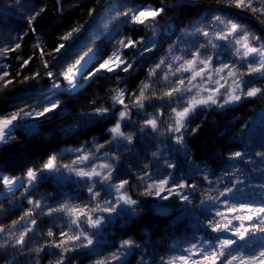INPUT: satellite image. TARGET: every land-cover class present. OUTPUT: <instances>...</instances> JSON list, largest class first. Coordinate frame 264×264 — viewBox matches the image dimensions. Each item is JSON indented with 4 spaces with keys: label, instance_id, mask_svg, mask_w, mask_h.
Segmentation results:
<instances>
[{
    "label": "snow or ice",
    "instance_id": "1",
    "mask_svg": "<svg viewBox=\"0 0 264 264\" xmlns=\"http://www.w3.org/2000/svg\"><path fill=\"white\" fill-rule=\"evenodd\" d=\"M101 73L105 95L85 92ZM0 102V145L49 117V137L106 125L0 170V216L27 204L0 222V264H264V0H0ZM209 123L221 145L198 159L188 137ZM146 212L168 220L158 236L130 227Z\"/></svg>",
    "mask_w": 264,
    "mask_h": 264
},
{
    "label": "trees",
    "instance_id": "2",
    "mask_svg": "<svg viewBox=\"0 0 264 264\" xmlns=\"http://www.w3.org/2000/svg\"><path fill=\"white\" fill-rule=\"evenodd\" d=\"M169 2H174V0H169ZM207 3L212 4L214 3V0H207ZM196 16V13H183L181 19H184V24L181 25V27L186 25L189 20L195 19ZM77 18L80 19L81 22H83L87 19V16L84 15L82 17ZM246 19H251V17H246ZM58 27L59 26L55 23V20L51 13L47 16H44L38 21V31H44L46 33L45 39L49 40L48 45H46V49L51 47L50 38ZM144 34L146 35L147 32L145 31ZM31 43L32 38L30 36L24 45L23 54L25 56H27L31 52ZM12 59L13 62H16L14 56L12 57ZM35 66L39 67V61L35 62ZM101 76L104 78L103 81L97 80L91 82L88 86L85 87V92H87L90 88L94 94L104 96V89L110 87L113 84V82L115 81V77L113 76L111 79H108L104 76L103 73H101ZM139 76L141 79L143 78V75L141 73H136L135 78L130 77L128 81L129 84L134 86L135 79L139 78ZM80 103L86 105L87 97L82 96ZM76 107H79V105H77ZM257 107L258 102L253 101L250 104H246L241 110L235 113H230L228 118L231 119L233 115L239 116L241 114L253 115ZM63 123V120L49 117V123L45 124L43 128V132L45 133V135L37 139L28 138L22 132H17L16 135L18 137V140L15 143H10L9 145H0V170L18 172L24 166L34 163L38 164L47 153L52 151L63 152L65 147H75L76 143L82 142L84 138L98 136V134L101 133L102 129L106 126L104 123L97 124L94 127L78 131V133L71 138L59 137V135L58 137L48 136L49 133H55L57 126L62 125ZM98 138L100 137L98 136ZM188 139L190 144L193 146L194 151L198 153V159H207L210 153L206 151V149H211L213 147L221 145L217 130L214 129L210 123L206 125L198 135L189 136ZM208 163L212 164V161L208 160ZM212 166L216 167L215 164H212ZM46 190L52 191L54 189H52L50 186L41 187L39 189V192L35 195L39 196ZM0 200H3V197H0ZM2 207H9L8 202L6 200H3ZM146 207H150V204H146ZM26 208V203L13 208L7 217L0 216V222L4 223L5 225L11 224V221L13 219H18V216L21 214L22 209ZM167 224V219L156 216L151 212H146L145 216L138 223L130 227H133L136 233H140L141 230L145 228L151 229L155 231L156 235L158 236L161 232L164 231ZM46 227L47 221L41 224V228H43L44 230H46Z\"/></svg>",
    "mask_w": 264,
    "mask_h": 264
}]
</instances>
